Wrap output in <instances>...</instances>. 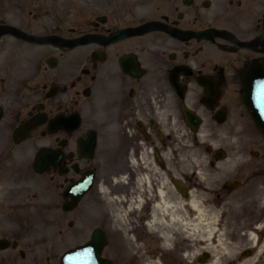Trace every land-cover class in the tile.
Segmentation results:
<instances>
[{
	"label": "flooded vegetation",
	"instance_id": "1",
	"mask_svg": "<svg viewBox=\"0 0 264 264\" xmlns=\"http://www.w3.org/2000/svg\"><path fill=\"white\" fill-rule=\"evenodd\" d=\"M39 1L0 6V25L38 38L0 36V264H62L77 225L90 242L97 228L113 230L109 212H141L144 222L163 189L188 201L199 176L180 160V137L215 136L244 116L243 74L264 60V0H80L141 11H93L74 26L68 15L34 14ZM142 24L145 33L114 39ZM226 174L234 179L213 195L228 202L227 243L239 249L220 264H264V160Z\"/></svg>",
	"mask_w": 264,
	"mask_h": 264
},
{
	"label": "rangeland",
	"instance_id": "2",
	"mask_svg": "<svg viewBox=\"0 0 264 264\" xmlns=\"http://www.w3.org/2000/svg\"><path fill=\"white\" fill-rule=\"evenodd\" d=\"M71 11L73 12L74 10L71 9ZM240 142H241V138L237 137V136H232L228 139V144H230V150H231V152H230L231 159L230 160H238V159L243 158L244 154L242 152ZM159 249H162V248H159ZM140 252H144V250L141 249Z\"/></svg>",
	"mask_w": 264,
	"mask_h": 264
},
{
	"label": "bare ground",
	"instance_id": "3",
	"mask_svg": "<svg viewBox=\"0 0 264 264\" xmlns=\"http://www.w3.org/2000/svg\"><path fill=\"white\" fill-rule=\"evenodd\" d=\"M171 214L174 215L173 217L176 218V219L180 222L181 226H183L184 229L189 228L188 225L191 224V222H189V223H188V222H187V223H183L182 220H179V219L177 218V214H176V212H171ZM122 216H123L122 213H118V214H117V217H119L118 219L121 218V220H122V219H123ZM201 219H202V220H205V219H203V218H201ZM157 224H158V222L155 223V225H157ZM187 224H188V225H187ZM201 226H203L202 228H204V229L207 227V226H205V225H201ZM209 230H210V233L213 234L214 229H213V228L208 229L207 232H209ZM150 264H158V262H157V261H151Z\"/></svg>",
	"mask_w": 264,
	"mask_h": 264
},
{
	"label": "water",
	"instance_id": "4",
	"mask_svg": "<svg viewBox=\"0 0 264 264\" xmlns=\"http://www.w3.org/2000/svg\"><path fill=\"white\" fill-rule=\"evenodd\" d=\"M259 113V112H258ZM259 119H260V121H261V123L263 124V126H264V118L259 114Z\"/></svg>",
	"mask_w": 264,
	"mask_h": 264
}]
</instances>
